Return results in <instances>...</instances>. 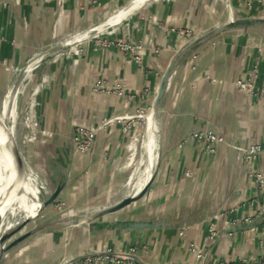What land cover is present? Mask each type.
<instances>
[{
  "label": "crops",
  "instance_id": "crops-1",
  "mask_svg": "<svg viewBox=\"0 0 264 264\" xmlns=\"http://www.w3.org/2000/svg\"><path fill=\"white\" fill-rule=\"evenodd\" d=\"M5 1L10 7L0 5V59L11 68L0 62V105L25 61L41 53L39 47L56 45L61 53L34 65L14 94L17 105L26 101L27 108L31 96L42 104L41 125L49 134L36 144L37 165L30 167L34 180L42 183L36 185L40 196L47 199L62 178L60 160L71 168L59 199L33 222L47 227L12 249L2 264H65L131 248H138L133 258L139 264H264V196L250 177L252 168L264 171V99L251 101L236 86L259 63L264 88V23L224 30L182 59L168 81L150 142L146 121L128 133L121 123L103 128L105 120L133 115L138 105L151 109L169 64L190 41L167 29L188 28L200 37L235 19H264V6L255 3L249 11L243 0H148L122 18L128 0ZM127 33L142 43V64L114 48L95 47L97 37ZM100 80L110 87L121 84L135 95L148 89L149 97L128 101L96 93ZM76 126L97 129L89 154L73 148ZM194 131H212L224 142L206 154L205 143L191 138ZM151 142V169L157 175L150 190L108 219H164L175 226L139 231L95 226L102 207L135 194L128 184L134 178L140 185L147 175ZM253 144L263 149L254 165L244 160ZM59 202L62 213L56 210ZM232 209L229 218L221 215ZM234 218L252 222L229 229L225 221ZM212 224L218 231L213 238ZM183 229L187 233L180 236ZM191 244L205 253L204 260L194 256Z\"/></svg>",
  "mask_w": 264,
  "mask_h": 264
},
{
  "label": "built area",
  "instance_id": "built-area-1",
  "mask_svg": "<svg viewBox=\"0 0 264 264\" xmlns=\"http://www.w3.org/2000/svg\"><path fill=\"white\" fill-rule=\"evenodd\" d=\"M246 9L249 11L253 9V5L255 3L261 4L264 6V0H243ZM170 32L176 33L179 37L185 38L188 40H192L195 37L194 32L188 28H169L167 29ZM96 48H114L118 52L122 53L124 56H127L130 60L142 64L143 58L141 56L142 43L137 42L132 39L129 33L126 34L123 38H105V37H97L95 39ZM259 63H256L253 68H251L244 76L239 77L236 80V86L238 89L243 91L249 100L254 99H264V88L257 86L255 83L256 80L259 79ZM94 92L102 93V94H113L118 97H123L128 101H135V99H145L149 97V90L144 89L139 95H135L126 90V88L121 85H115L114 87H110L105 81L100 80L97 81L94 85ZM148 113V109L143 107L142 105H138L134 109L133 115H123L117 117L115 119H108L104 121V127H109L114 123H121L123 131L128 133L132 129L143 128L145 124V116ZM38 124H36L37 126ZM97 129H93L88 126H76L74 128V144L75 151L79 154L85 155L89 154L92 151L94 146L96 137H97ZM47 133L46 135H48ZM42 135V133L40 134ZM42 135V136H46ZM191 138L195 141H203L205 143L204 151L206 154H214L216 152V144L220 142H224V138L219 134H216L212 131H194L191 134ZM262 147L260 145H252L249 149H246L244 152V160L252 165L258 161L259 157L262 154ZM250 177L255 181L256 187L258 191L264 196V171L252 168ZM56 210L58 212L64 210V204L59 202L56 205ZM235 212V209L226 211L221 215L225 218H229L231 214ZM252 221L248 218L233 220H226L225 225L229 228H236L242 224H249ZM187 233V229H183L180 232V236H185ZM210 233L213 237L218 236V231H216L214 224L210 226ZM192 253L199 260H204L206 255L203 253L196 245L191 244L190 246ZM138 248H131L129 252L123 254H115L111 255V251L109 250L108 255L98 256V257H87L83 260L74 261L69 264H99L102 261L110 262L111 264H139L137 263L133 256L136 255ZM66 264V263H65Z\"/></svg>",
  "mask_w": 264,
  "mask_h": 264
},
{
  "label": "water",
  "instance_id": "water-1",
  "mask_svg": "<svg viewBox=\"0 0 264 264\" xmlns=\"http://www.w3.org/2000/svg\"><path fill=\"white\" fill-rule=\"evenodd\" d=\"M148 2V1H147ZM250 23H264V19H235L232 20L230 23L222 27L221 29L217 31H211L209 33H206L200 37H194L192 40L188 42V45L182 49L176 57L171 61L169 64L167 70L165 71L162 80L160 82V86L155 98V101L151 107L153 111V116H154V121L156 123L157 119L160 116V112L162 109V103L164 100L166 88L168 81L175 70V68L180 64L182 59L186 57L195 47H197L200 44H204L211 39H213L215 36H217L219 33H221L224 30H228L230 28L239 26V25H244V24H250ZM53 51L45 52V53H39L38 55L34 56L33 58H29L25 63L22 65V67L18 70L16 79L9 89L7 95L9 94H14V92L18 88V84L20 83L21 78L28 72L29 69L33 68L34 65H36L39 61L42 59L48 57ZM6 95V97H7ZM2 109V105H1ZM1 114V113H0ZM5 133L7 136V150L14 161L15 165L18 166V168L23 172L25 178H27L28 175V168L26 167V164L22 158V155L20 153V150L12 137L11 133L5 128ZM74 129L72 130V143H73V148L75 149V144H74ZM254 145V144H253ZM252 146V145H251ZM251 146H249L247 149H249ZM62 167L64 169V173L62 178L60 179L59 183L57 184L55 190L53 193L47 198L43 199L42 196H39V200L41 202V209L38 215L34 218H25L23 219L19 224L16 225V227L2 236L0 238V245L3 246V248L0 251V264H2V259L8 254L12 249L20 245L22 242L30 238L31 236L37 234L38 232L44 230L47 227V224H39L36 227L31 228L29 231H26L25 233L21 234L19 237H17L15 240H13L11 243H8L9 240H11L14 236H16L18 233H20L29 223L32 219H35L39 216V214L42 213L43 210L51 207L56 203V201L59 199L61 193L63 190L66 188L69 177H70V164L69 163H64L61 161ZM32 174V173H31ZM157 172L155 171L154 173L151 174V177L149 181L145 184L143 189L139 193H135L134 195H129L125 197L123 200L120 202L110 205L108 207H104L101 211H99L96 214L95 218V226H99L102 228L104 231H139V230H153V229H165V228H170L175 226L173 223H169L164 219H153V218H148V219H134V218H129V219H117V220H110L108 217L112 214L118 213L133 204L137 203L138 201L142 200L150 190L155 178H156ZM60 211L59 213H62ZM262 218H264V213L262 215ZM104 220V221H103ZM2 222V216L0 215V226ZM188 225H179L178 227L185 228ZM108 255L107 253H98L94 254L92 256L88 257H96V256H105ZM79 259H75L72 261H69L66 264L72 263L74 261H78Z\"/></svg>",
  "mask_w": 264,
  "mask_h": 264
},
{
  "label": "bare ground",
  "instance_id": "bare-ground-1",
  "mask_svg": "<svg viewBox=\"0 0 264 264\" xmlns=\"http://www.w3.org/2000/svg\"><path fill=\"white\" fill-rule=\"evenodd\" d=\"M147 1L148 0H138L135 4L137 5L139 3L140 6H138V7L140 8ZM135 4H134V7L136 6ZM129 8H131V7H129ZM131 11H133V10L127 11V9H126L125 15L131 13ZM121 15L123 18L124 14H121ZM118 19H120V17ZM31 70H32V68L29 69L26 74L28 75V73L31 72ZM17 103H18L17 95L15 96V94L14 95L8 94L7 97L5 98L4 102H3L2 109L0 111V113H1L0 114V215L2 216V222H1V226H0V238L2 236H4L5 234H7L8 232H10L11 230H13L16 227V225L19 224V222H21L23 219L36 217L38 215V213L40 212V209L42 207L41 202L38 198L40 196V190L35 185L36 179L34 180V178L32 177V174H30L29 172H28L27 178H25L23 172L18 168V166L15 165L14 161L12 160V158H11V156L7 150L6 140H7L8 135H6V133H5L6 132L5 128L9 132L11 131L12 119H13V116H14L16 110L18 109V108H16ZM28 109H29V107H28ZM153 115H154L153 111H152V109H150L145 116L147 140L151 138L150 133L153 132V129L155 126V121H154ZM153 143L154 142L150 143L151 151H149V155H148L150 158V162L148 163L149 166L147 168V170L149 169V171H147V175H145L144 180L143 181L141 180L142 183L140 185L136 183V180L134 178H132V180L129 181V184H128L129 188L135 190L134 193H139L140 190L145 186V184L149 181V179L151 177V174H152L151 161L153 159L152 153L154 151L153 146H152ZM155 145H157V144L155 143ZM22 149H23V147H22ZM156 159L158 160V157ZM136 162H137V160H136ZM126 192H127V190H126ZM102 208H104V207H102ZM19 212H23L24 216L21 219V221H19L17 223L15 221V217L17 216V214ZM2 248H3V246L0 245V251Z\"/></svg>",
  "mask_w": 264,
  "mask_h": 264
},
{
  "label": "rangeland",
  "instance_id": "rangeland-1",
  "mask_svg": "<svg viewBox=\"0 0 264 264\" xmlns=\"http://www.w3.org/2000/svg\"><path fill=\"white\" fill-rule=\"evenodd\" d=\"M137 1L138 0H128V2H131V3L128 5L127 11L128 10L135 11V10L139 9L138 6H140V4L139 3L137 5L135 4ZM2 4H4L5 7H8V8L10 7V4H8L5 0L4 1L0 0V5H2ZM134 4L136 5L135 7H134ZM129 7H131V8H129ZM125 11L124 12L122 11L121 14L123 13L125 15ZM2 34L3 33H0V39H2V37H1ZM12 43H14V42H12ZM43 48H45V47L44 46L39 47L38 52L40 50L42 51V52L40 51L41 53L49 52L51 50L53 51L48 57H53V56L56 57L57 54L61 53L60 49H58V47L56 45H52L51 47L46 48L44 51H43ZM48 59H50V58H48ZM0 62L3 66V68L10 70L11 65L9 63H7L6 61H3L1 59H0ZM255 83L257 84V86L260 87L259 80H256ZM25 86H26V80H24L22 82V86L20 87V90H19L20 93L23 92V89ZM30 99H32V96L28 99V101ZM30 101H31V103L27 105V108H26V101H25L24 105L19 104L16 106V108H18V109L16 110V112L13 116L10 133H11L12 137L14 138V140H15V142H16L19 150H20L22 158H24L23 160L26 164V167L29 169L28 170L29 173L31 174L30 167L33 168L34 165H37L36 162L34 161L36 144H38V142H44L48 138V135H46V134L49 132L47 129H44L41 125V121H42L41 111L43 112L41 102L36 101L34 99V97ZM29 105H31V107ZM28 107H30V109H28ZM26 109H28L29 112ZM0 111H1V105H0ZM36 124H38V125L36 126ZM41 133H42V135H46L42 139H41V135H40ZM22 147L24 150L22 149ZM36 181L37 180H35V185L40 186L42 184L40 182V180H38L37 182ZM23 216H24V213L19 212L17 214V216L15 217V221L18 223L19 221H21ZM34 221H35V219H32L30 221V223L20 233H18L16 236H14L11 240L8 241L7 245L9 243H11L13 240H15L17 237H19L21 234H23L26 231H29L31 228L35 227V226H33Z\"/></svg>",
  "mask_w": 264,
  "mask_h": 264
}]
</instances>
